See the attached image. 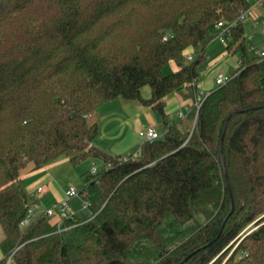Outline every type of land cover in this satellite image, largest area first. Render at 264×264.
I'll use <instances>...</instances> for the list:
<instances>
[{
    "label": "trees",
    "instance_id": "1",
    "mask_svg": "<svg viewBox=\"0 0 264 264\" xmlns=\"http://www.w3.org/2000/svg\"><path fill=\"white\" fill-rule=\"evenodd\" d=\"M249 5L0 0V264H264V56L249 55L242 20L226 43L238 67L197 89L215 24ZM169 62L177 68L164 74ZM175 91L191 103L170 122L165 98ZM116 98L159 115L163 132L135 154L93 143L92 115ZM60 154L101 161L80 175L88 212L37 209L20 227L36 202L21 171Z\"/></svg>",
    "mask_w": 264,
    "mask_h": 264
},
{
    "label": "crops",
    "instance_id": "2",
    "mask_svg": "<svg viewBox=\"0 0 264 264\" xmlns=\"http://www.w3.org/2000/svg\"><path fill=\"white\" fill-rule=\"evenodd\" d=\"M256 7L257 6L251 9L254 11V19H256L258 15L264 14L263 11L256 9ZM252 35L253 34H251L249 37L253 38ZM252 38L250 40H252ZM219 45H223L224 49H222L216 55L210 56L213 55V52ZM249 46L257 50L264 49L263 47L260 48V46H255L252 43ZM251 52H253L254 55V51L251 50ZM233 53L234 52L228 51L226 49V44L220 43L216 39H212L207 43L205 48V66L202 74L203 72L208 73L206 76L201 74L197 81V89L200 94L207 93L216 86L215 78L219 74L227 75V73H230V71L238 67L239 58H237V56ZM216 62L217 66L214 67ZM169 63H171L173 67H176L174 63ZM122 100L124 102L118 101V98H116L104 103L114 105H108L104 112L99 111L100 117L98 118V135L94 139L93 143L102 150L111 154L127 156L128 154L124 153L130 151L132 147H135V154L138 151L140 144L143 142V140L137 134L138 130L144 129L148 126L155 127L153 122L155 113L150 107L142 105L138 101ZM190 103L191 102L189 100L183 99L181 92L175 91L169 94L165 98L164 106V111L167 115V118L172 113H177V116L179 113H181L183 116H185L187 110L189 109ZM132 125L134 130L131 134L129 132L128 126L131 127ZM37 172L42 174L34 181H28L31 175H35ZM49 174V168H45L44 166L41 169L36 168L30 163L24 170L21 171L20 174V179L24 183L27 192L36 197L35 204L39 210L49 207L51 204L57 203L64 198L65 190H58L51 180V174ZM37 187L42 188L39 194L35 193V189ZM39 202L43 203L42 207L39 205Z\"/></svg>",
    "mask_w": 264,
    "mask_h": 264
},
{
    "label": "rangeland",
    "instance_id": "3",
    "mask_svg": "<svg viewBox=\"0 0 264 264\" xmlns=\"http://www.w3.org/2000/svg\"><path fill=\"white\" fill-rule=\"evenodd\" d=\"M256 9H259V10L263 11V13H264V4L261 6H257ZM253 15H254L253 10H251L250 12H248L246 14V18L243 21L244 36L246 37V41H247L248 46L252 43L255 46H260V48L261 47L264 48V16L258 15V17L256 19H254ZM255 20H256V23H255ZM251 34H253L252 35L253 38L251 37L252 40H250L251 38L249 37ZM222 49H224V46L219 45L215 49V51L213 52V55H210V56L216 55ZM262 50H264V49H262ZM248 53L250 56L253 55V52H251L249 50H248ZM233 54L236 55L237 58H239V53L234 52ZM216 66H217V62L214 65V67H216ZM175 68H177V67H173L171 63H167L163 68V73L167 74V73L171 72L172 70H174ZM203 70H204V68L202 69V71ZM202 71H201L200 75L202 74ZM207 73L203 72L202 75L206 76ZM229 75H230V73H227V76H229ZM149 94H150L149 86L148 85L143 86L141 88V95L144 98H146L149 96ZM118 101H123V100L121 98H118ZM113 103H115V102H113ZM133 103H137V102H133ZM108 105H114V104H102L101 106H99L96 109L95 113L92 116L98 120V118L100 117V115H99L100 112H104ZM176 118H177V113H172L168 117V121L172 122V121L176 120ZM91 119H92V117H91ZM153 122H154V126H155L154 128L158 131L159 134H161L163 132V127L159 122H157L156 116L153 117ZM128 128H129V132L132 134L133 130H134L133 125L131 127L128 126ZM134 150H135V147H132V149L130 151H127L124 154H134ZM93 165L96 167L97 171L101 169V161H99L97 159L88 158L85 160H81L77 163H72L66 154H60L56 158L47 162L44 165V167L49 168V171L51 174V175L50 174L49 175L51 177V180L55 184V186L58 190H66L67 188L72 186L78 192L79 189L81 188V185H82L80 175L82 173H84L85 171L90 170V168ZM41 174L42 173L37 172L35 175H31V177L28 179V181H34ZM67 201L69 203L70 209L73 212H79V213L88 212V209L86 207H83V201L81 200V198L79 196L71 197ZM39 205L42 207L43 203L39 202ZM251 229H253L252 225L248 226L246 231H249ZM1 237H2V232L0 229V238ZM235 244H234V246H235ZM239 253L240 252H238V255H239Z\"/></svg>",
    "mask_w": 264,
    "mask_h": 264
},
{
    "label": "built area",
    "instance_id": "4",
    "mask_svg": "<svg viewBox=\"0 0 264 264\" xmlns=\"http://www.w3.org/2000/svg\"><path fill=\"white\" fill-rule=\"evenodd\" d=\"M263 4H264V0H250V5H249L248 9L243 11L242 13H240V15L237 17L236 20L231 21L228 24H224L222 21H218L215 24V29L217 32H216L213 39L218 40L220 43L226 44L227 43L228 29L230 27H232L233 25H235L237 20L243 21L246 14L252 8H254L255 6H261ZM263 16H264V14H263ZM166 37H167V35H164L163 40H165ZM248 50L254 51V55L264 56V50H257L251 46L248 47ZM186 58L190 59L191 54H188L186 56ZM230 77H231V75L227 76V75L219 74L215 78L216 86L224 84L226 81H228L230 79ZM202 100H203L202 96L197 97L196 102H195L197 108L200 106ZM178 116L184 117L183 114H181V113H179ZM137 134L143 141H151V140L157 139L160 136L158 131L152 126H148V127H145L144 129L138 130ZM137 152H139V148H138ZM95 171H96V167L93 165L90 168V172L93 173ZM41 190H42L41 187H37L35 189V193L39 194L41 192ZM74 196H78V192L76 191V189L74 187L70 186L69 188H67L64 191V198L62 200L58 201L57 203H53L49 207L42 209L43 213L48 217H50L54 214H57V215H59V217L61 219L71 218L75 212H73L70 209L67 200L70 199L71 197H74ZM86 206H87V203L83 202V207H86ZM36 210H37L36 204L30 205L27 209L25 216L20 220L19 226L24 227L25 225H27L31 221V219L35 216Z\"/></svg>",
    "mask_w": 264,
    "mask_h": 264
},
{
    "label": "water",
    "instance_id": "5",
    "mask_svg": "<svg viewBox=\"0 0 264 264\" xmlns=\"http://www.w3.org/2000/svg\"><path fill=\"white\" fill-rule=\"evenodd\" d=\"M155 116H156L157 122H159V121H160L159 115H158L157 113H155ZM222 225H223V224H222ZM222 225L220 226V229H219V231H218V234H219L220 231H221Z\"/></svg>",
    "mask_w": 264,
    "mask_h": 264
}]
</instances>
